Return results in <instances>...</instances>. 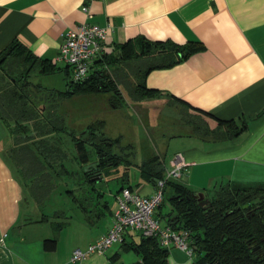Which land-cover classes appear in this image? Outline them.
Masks as SVG:
<instances>
[{
    "label": "crops",
    "instance_id": "crops-1",
    "mask_svg": "<svg viewBox=\"0 0 264 264\" xmlns=\"http://www.w3.org/2000/svg\"><path fill=\"white\" fill-rule=\"evenodd\" d=\"M84 22L111 27L98 64L109 66L112 77L125 76L128 61L121 59L119 46L129 40L199 42V49L185 60L151 69L144 77L145 86L157 92L149 97L154 103L150 111L181 108L198 119H179L191 129L172 135L168 145L175 155L163 174L180 154L186 167L177 181L197 194L205 196L226 184L264 187V0H0V53L16 41L56 68L64 65L57 60L62 35ZM217 120L244 121L246 128L230 139L218 131L199 133L202 124L216 128ZM8 137L0 120V264H125L120 243L79 262L71 254L105 235L115 195L128 186L113 193L112 205L94 190L95 200L88 206L73 200L75 214L48 215L42 202L25 198L24 185L30 180H23L27 173L20 174L8 159ZM135 187L149 196L155 182ZM124 239L137 243L129 232ZM126 251L138 255L134 249ZM179 252L169 249L168 264L192 263L177 259ZM140 262L138 255L129 264Z\"/></svg>",
    "mask_w": 264,
    "mask_h": 264
},
{
    "label": "trees",
    "instance_id": "trees-1",
    "mask_svg": "<svg viewBox=\"0 0 264 264\" xmlns=\"http://www.w3.org/2000/svg\"><path fill=\"white\" fill-rule=\"evenodd\" d=\"M199 47L197 41L177 45L169 41H150L144 37H137L120 45L119 55L125 61L133 57L149 58L147 60L151 62L141 71L143 80L133 90L138 96L149 98L157 95V92L145 86V74L151 69L173 66L188 58ZM9 58L19 59L28 67L24 72L12 77L3 68ZM101 58L96 63L101 62ZM36 67L42 72L55 69L53 64L33 56L16 41L0 53V120L5 126L6 121L14 126L13 130L8 132L17 135L16 145L19 148L14 149V153L17 154L18 162L22 164L21 167L24 168L22 171L27 173L24 176L30 177L28 173L31 168L34 173H39V171L42 173L46 168H43L44 164H46L51 170L48 173L57 177L58 183L53 187L50 185L49 190L45 191L46 195L60 187L61 175H65L68 180L72 179V176L62 163L57 165V168L61 167L62 172L55 171L53 165L55 161L45 159L42 154H48L54 158V154L63 151L64 154L61 153V156L64 157L65 153L72 154V160L77 161L81 166L90 161L87 146H92L96 153L97 163L94 167L96 174L83 172L85 179L89 182L93 175L97 173L100 175L103 168L115 165L121 157L113 153V140L103 137L97 141L93 132L87 135L86 131L77 136L64 131L51 121L56 120L52 112L53 100L46 97L47 101L41 103L38 86L28 79L29 72ZM110 88L119 93L111 73L106 72L105 69L93 68L87 79L78 83L67 81L66 89L57 94L60 99H65L76 94L98 93ZM46 111L51 113L53 119L45 116ZM202 127L204 128H200L199 133L203 135L218 131L222 132L226 139H230L238 136L246 128V123L235 120H217L216 128L210 129L207 123L202 124ZM43 139L46 140L44 144L47 142L48 144L46 147H39ZM18 154H22L23 161ZM31 156L36 159L35 165L26 168L24 161ZM140 168L144 171L146 179L151 181L156 182L163 176L164 168L161 167L157 157L143 162ZM98 178L100 179V176ZM28 179L32 182L31 178ZM64 188L63 191L71 194L74 202L82 208L85 206L79 201L81 196L75 194L72 189ZM166 188L169 189L167 192L169 210L161 216L165 219V224L172 229L188 232L190 245L198 254V259L191 264L206 262L209 264H264L263 186L247 187L226 184L216 190L211 198L204 196L208 200L206 203L199 201L195 191L177 180L168 181L164 193ZM161 206L162 203L157 209L159 210ZM121 247L124 251L134 249L138 253L141 262L136 264H168L169 251L162 248L155 237L140 235L137 243L126 242L124 239Z\"/></svg>",
    "mask_w": 264,
    "mask_h": 264
},
{
    "label": "rangeland",
    "instance_id": "rangeland-1",
    "mask_svg": "<svg viewBox=\"0 0 264 264\" xmlns=\"http://www.w3.org/2000/svg\"><path fill=\"white\" fill-rule=\"evenodd\" d=\"M100 58L92 64L91 70L93 68L99 70L105 69L106 72L110 73L109 66L105 65L103 67L96 63ZM147 59L149 58L133 57L131 60H128L125 65V76L120 77L117 73V75L113 76L119 93H116L110 88L103 92L79 94L65 99H60L57 94V92L66 89L67 81L72 82L70 80L69 69L65 64L68 72H65L64 65H58L55 69L46 72H42L40 68L36 67L29 72V81L37 85L40 90L39 96H41V103L47 101L46 97L53 100L52 112L56 120L51 121H53L55 125L77 136L86 131L87 135L93 132L97 141L101 140L103 137L113 140V153L119 155L121 160L111 167L106 166L103 168L100 175L98 173L97 175H93L92 180L89 182V180L85 179L83 172L87 171L91 172V174H96L94 169L97 163V160H95L96 153L92 146H87V153L89 154L90 161L81 166L77 161L72 160V154L65 153L64 157L61 156L63 151H58L56 153L57 155L54 154V158L48 154H42L45 159L55 161L53 164L55 166V171L62 172L61 167L60 169L57 168V165L62 163L64 168L69 172V175L72 176V179L68 180L65 175H61L59 191L56 193H47L45 195V191L49 190L51 187L50 185L53 187L58 183V180H56L57 177H55L54 174L48 173L51 170L46 164H44L43 168H46L42 173L41 171H39V173H34L31 167H34L36 159L31 156L24 161V166H26V168H31L28 174L30 176L29 178L32 180V182H26L24 185L25 198L27 201L30 200L29 197H32L35 201L39 203L42 202L46 208V214L48 215L50 214L53 216L55 213L59 216L75 214L76 210L72 208V195L63 191V189H65L64 187H66L68 190L72 189L79 197L81 196L80 198L78 197L79 201L85 206L92 204V201L95 200V195L93 194L94 190L95 193L97 190L103 192L105 200L110 201L112 205V195L122 185H131L132 187L129 188L139 191V189L135 187L138 186L139 183L146 182L150 184L151 180L146 179L144 171L140 168L143 162L157 157L161 167L164 168V166H167L169 159L175 155L172 154L173 145H168V142L172 140V135L179 132L183 133L191 129L189 126L187 127L181 124L179 119L190 118L191 120H197L195 122H198V119L192 115H187L181 108L175 109L159 106L160 108L156 109L155 112L150 111L154 103H149V98L140 97L134 93L133 90L136 88L137 84L143 80L141 71L151 62ZM27 67L28 65L22 64L19 59L9 58L3 68L11 74L12 77H15L21 72H24ZM87 77L85 79H87ZM144 101H146L147 104ZM142 104H144L143 109L138 107V105L141 106ZM47 107L49 109V106ZM45 116H47L48 119L52 118L51 113L49 114L47 111ZM6 126L8 131L13 130L12 127L14 126L9 121H6ZM6 141V154H8V159L10 161L12 159L14 168L21 174L22 167L20 162L13 160V153L11 152V149L17 150L19 148V146L16 145V142H18L17 135L9 134ZM44 142H46V140L43 139L39 147H46L48 142L45 144ZM66 150L67 149H65V151ZM18 155H20L21 161H23L22 154ZM58 155L60 156L58 157ZM98 176H100V179ZM25 178L24 176L23 180H25ZM32 188L34 193L31 190ZM31 194H35L36 196L33 197ZM27 195H29V197H27ZM205 196L211 198L214 196V192H206ZM168 198L169 194L165 192L159 214H153V217H158V219H160L159 221L162 225H165L166 222L161 215L166 214L169 210ZM60 218L62 217H58V219ZM129 233L135 234L137 242L139 241V232L132 231ZM179 251V254L175 256L177 259L186 258L189 262L198 259V254L194 252V250L191 256H188L181 250ZM137 256L138 255L134 251L122 250V260L125 264L131 263Z\"/></svg>",
    "mask_w": 264,
    "mask_h": 264
},
{
    "label": "built area",
    "instance_id": "built-area-1",
    "mask_svg": "<svg viewBox=\"0 0 264 264\" xmlns=\"http://www.w3.org/2000/svg\"><path fill=\"white\" fill-rule=\"evenodd\" d=\"M86 11V7L83 8ZM109 25L84 22L75 29L67 30L61 38L57 60L65 64L74 83L84 80L92 64L100 58L106 48ZM173 167L155 182L154 192L142 195L139 191L123 187L115 196L116 208L113 211L111 226L99 240L89 244L85 249H74L71 260L82 261L92 254H103L113 244L121 243L128 232H139L142 236L157 238L159 245L169 251L176 248L192 255L189 234L176 231L169 225H162L153 217L155 210L163 202L164 189L168 181L178 180L186 167L180 154L172 161Z\"/></svg>",
    "mask_w": 264,
    "mask_h": 264
},
{
    "label": "water",
    "instance_id": "water-1",
    "mask_svg": "<svg viewBox=\"0 0 264 264\" xmlns=\"http://www.w3.org/2000/svg\"><path fill=\"white\" fill-rule=\"evenodd\" d=\"M168 190H169V189L166 188V192H168ZM197 197H198L199 201H200V200H204L205 202L208 201V200L204 197V194L201 193V192L197 194Z\"/></svg>",
    "mask_w": 264,
    "mask_h": 264
},
{
    "label": "flooded vegetation",
    "instance_id": "flooded-vegetation-1",
    "mask_svg": "<svg viewBox=\"0 0 264 264\" xmlns=\"http://www.w3.org/2000/svg\"><path fill=\"white\" fill-rule=\"evenodd\" d=\"M202 203H206V202H205L204 200H202ZM255 250H256V249H255ZM255 250H254V251H255ZM204 264H209V263L206 262V263H204Z\"/></svg>",
    "mask_w": 264,
    "mask_h": 264
}]
</instances>
